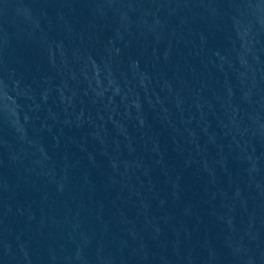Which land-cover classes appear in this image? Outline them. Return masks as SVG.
I'll list each match as a JSON object with an SVG mask.
<instances>
[{"label": "water", "instance_id": "1", "mask_svg": "<svg viewBox=\"0 0 264 264\" xmlns=\"http://www.w3.org/2000/svg\"><path fill=\"white\" fill-rule=\"evenodd\" d=\"M0 264H264V0H0Z\"/></svg>", "mask_w": 264, "mask_h": 264}]
</instances>
